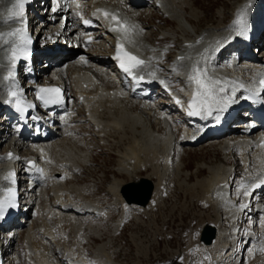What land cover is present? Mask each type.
Masks as SVG:
<instances>
[{
  "label": "bare ground",
  "instance_id": "obj_1",
  "mask_svg": "<svg viewBox=\"0 0 264 264\" xmlns=\"http://www.w3.org/2000/svg\"><path fill=\"white\" fill-rule=\"evenodd\" d=\"M12 1L13 0H0V5L2 7H7V5H9V3H11ZM155 1L161 4L163 10L176 21L177 27L182 32V37L187 43H185L184 46L185 50L182 51L183 56L181 57L183 59H179L181 57H178L176 63L174 64V72L179 74H187L189 76L191 74L192 67L194 65H198L200 68L207 71V74L210 78L220 80L222 82L220 86H224L226 88L225 93H218V96H232L233 93L231 95L228 94L230 85H232L234 88H239L241 85L247 84L250 89H256L257 80L264 79L263 60H243V66L239 65L240 60L236 61L235 59H232L223 67L218 68L214 66V54L211 52L209 53V55L204 54V52L207 51L210 47V49H212V47L214 48L216 46L214 48V52H216L228 42H231V40H240L241 32L247 34L249 29L253 28L254 23L257 21V17L262 15L264 12L263 0H244L242 3L238 4L236 8V16L233 17L232 23H225L226 25H224L223 20H220L218 25H212L200 30L197 29V25H195V23L193 22V18H198V15L195 12L196 10H198L195 0ZM75 2L76 0L70 1V4H73ZM75 9L76 7L70 6L67 11L65 9L61 10L58 17L60 19L65 18L66 21H72L74 18V13L72 12V10ZM118 9L121 10V8ZM140 9L141 8L139 5L136 8L131 9L133 11L132 14H129L128 12L125 14L130 18L131 23L139 26L138 28H135V32L138 35V47L141 48V51L143 53H145V58L147 61H149V64H145V66H143L140 71L143 75L148 76L151 73L156 74V72H159L158 67L156 68L153 65V61L160 55L158 52L149 48L146 44L148 42L145 39L146 36L141 25L143 23L135 17ZM188 9H190V12L188 11ZM89 16L94 18L92 14ZM4 21L5 17L3 18L0 12V28H5L7 26L11 27L14 24L17 27H20L19 22L15 20L9 21L7 23H5ZM31 24V21L28 22V25L31 26ZM99 26L102 31H108L106 33L109 36L108 38H116V35L110 36L113 34V31L110 28V23L107 25V23L103 22ZM73 32L74 31H70L69 28H64V30L62 31V36H70ZM192 32L195 36L190 35V33ZM125 41L127 40L123 39V45ZM10 46L11 44L9 45V47ZM80 51L82 52H79L75 58H70L69 60H67V65L69 68L66 69L65 72L67 73V71H73V74L69 76L70 83L68 84L76 90V94L78 97H85L83 100V104L85 106V110L88 114L89 119L94 123V125L96 127H99L105 135H111L112 137L117 138L119 143L125 142L124 151L120 152V159L117 166V170L119 171V173L125 175L132 174L135 176L137 172L150 166L152 168L151 175L156 178L155 190L152 200L158 202L159 200H161V196L163 194H166V191L169 187L165 183V177L169 175L170 179L176 181V186L180 191L183 192V195H188L191 199L209 205L212 210L213 216L208 215L207 223L217 229L216 240H214L211 245L206 246L207 252L211 254L212 264H238L239 260H235V257L227 261L226 258H224L227 250L231 249L232 252L234 251L235 241L237 240L236 231L239 223L236 217L237 215L241 214L242 209L244 208L243 206L245 205L244 204L239 207L233 206V204H231L227 200V190L229 188V184L227 183H230V174L232 168H227L225 166L216 168L207 167L206 169L208 171L209 177L202 180L197 179L195 183L190 184L189 176L183 173V163L181 159L175 162H173L172 160L174 154L173 150L175 147L182 146L183 148L192 146L190 144V141L194 135V132H191V126L186 125L183 131L179 132V134L172 129L171 125L168 126V133L166 135H161L159 132L160 130H157V133H155L153 125L147 118V116L149 115L148 112H139L137 110V107L134 106L133 107L135 111H131L132 108L130 110L127 108V106H125V101L123 102V100H121V96H123L124 93V88H121V90L112 91V88L109 89V87H107L106 84L103 83L102 75H99V72L101 71L100 69H105V74L112 76L115 72V70L112 69L113 64L108 60L99 64L95 63L93 57H90L89 59L88 56L84 54V49H80ZM49 57V66L46 68L45 72H39L36 74L37 80H39L40 76L45 75L49 71L55 70L62 66L63 59L61 57ZM81 57H83L84 60L87 61L88 65L91 63H95V65L98 67H96L95 69H86V65H80L77 63L74 65L73 61H75V59L79 60L81 59ZM95 65H93V67ZM5 73L6 71H0V95L2 96V98L5 97V89L9 88L13 84H16L11 80L5 81L3 79L4 76H2ZM150 76L152 77L153 81L156 80V76ZM79 78H82V80H79ZM223 80H226L227 83H223ZM60 82L64 86L66 85L65 78H60ZM123 83L124 81H122V85ZM192 84L194 87H196L194 83ZM187 86L189 87V85H183L184 89L182 92L183 95L188 96L183 100L184 103L186 102V105H188L190 98L193 95L192 89L187 88ZM110 91H112V94H110ZM134 94L135 93L131 94V98L135 97ZM144 106L146 107L147 111H152L156 108V106L154 105V107L150 109V106L145 102ZM219 109L220 107H212L210 109L211 114L214 115L218 112ZM105 115H107L108 118H105ZM200 115H204V117H202L200 120H204L205 118L207 119L210 117V115H208L204 111H202ZM45 116L48 117L47 115ZM70 118V112H66L65 118L62 117V113L56 114L52 117V119H59L62 125L64 123L67 125ZM223 134L224 132L217 137H213L210 141L217 142L220 139L224 140L219 144V148L221 149V151L223 150L225 152H229L231 150H235L240 155L242 164L247 167L249 176L252 175L250 174L252 172L250 169L258 171V168L260 166L259 155L264 154V144L262 146L258 144L263 140L259 137V135L262 136V134H260V131H258L257 133H253L247 138L237 137L234 140H227V138L229 137H225V135L227 134L226 136H229L228 132L225 135ZM255 137H257V140L254 139ZM202 140L204 141V139ZM203 143H205V141ZM201 144L202 141H200V144L198 145ZM49 145V143H46L45 149L35 148L33 149V152L38 155H51V148ZM192 147L195 146L193 145ZM15 152L17 153L16 150ZM64 155L65 154H63V156ZM17 156L18 155H15L14 157V160H16L14 162V166L16 167L19 165ZM66 156L67 157H63L62 159L61 155H58L56 161H52L54 162L55 167V170L53 171L54 173H49L48 171L46 174L45 171L47 178L51 182V188L56 202H61V197L59 196V194L65 190L66 194L67 192H83L82 188L72 187L69 189H65L64 179L71 178L73 172L78 168L77 164H75L74 161L77 160L79 161V163H85L86 158L83 155L80 158H76L74 152H72L71 150L66 151ZM160 164H162L163 166L160 167ZM67 165H69L70 167L67 168ZM46 166L48 168L49 163H47ZM56 174L61 175L63 178L57 180L55 178ZM6 175L7 172H4L3 169L0 168V177H5ZM243 183L246 184L245 186H248L251 181L247 179L243 181ZM122 184L123 182H121V180H114L113 183L108 187L109 193L117 202L122 201L119 193ZM2 192L5 193L3 187L1 193ZM67 195L70 198V194ZM257 200L263 201L258 207V210L260 211L258 228L260 230L262 240L251 241V248L248 259L255 256L256 253L263 254V252L260 251V248L264 246V227L260 225V221L261 219H264V190L259 193V198ZM84 202L86 201L83 200L82 204H84ZM72 205L73 208H77L79 211L81 210V207L77 206L75 203H72ZM45 208L47 210V213L51 214L52 210L48 208L46 204L44 209ZM92 208L93 205L91 204V209ZM182 209H186L185 205H182ZM42 211L43 209H40L39 207L35 210V212H37L41 218L40 224L37 226V235H35L33 225L31 224L29 226V231L27 232L25 237L28 249V258L32 262V264H55V260L53 259V255L49 249L51 244L54 246V248H60L59 244H57V239H60V237H55L54 230L48 226L46 219L44 220V218L42 217ZM145 213H148V211H145ZM224 217L228 222H230L227 227L224 226ZM69 224L72 226V228H74L73 223ZM57 226H59V223H57ZM60 230H62V228H60ZM39 234L42 237L39 238L40 242L36 243ZM249 235L251 237H254V234L252 232H250ZM77 244H79L78 240ZM104 246L105 244H102L98 249H102L104 248ZM137 250L138 252H141L143 250V247L137 246ZM101 252L104 256L108 257L105 252ZM230 255L231 253H229V256ZM80 258V264H85L84 261H82V250H80ZM252 264H264V254L261 257H257L256 260L252 262Z\"/></svg>",
  "mask_w": 264,
  "mask_h": 264
},
{
  "label": "rangeland",
  "instance_id": "obj_2",
  "mask_svg": "<svg viewBox=\"0 0 264 264\" xmlns=\"http://www.w3.org/2000/svg\"><path fill=\"white\" fill-rule=\"evenodd\" d=\"M195 1L198 8V10L195 12L198 15V18H193V22L195 25H197V29L200 30L212 25H218L220 20H223L224 25L229 24L233 15L235 14L237 5L242 3L244 0ZM113 2L121 4L120 0H113ZM87 11H89V8H87ZM188 11L190 12V9H188ZM138 12V17L144 23L143 27L148 42L150 43V48L155 44H159L163 36L168 38L159 44V49L162 51L168 50L169 45L172 44L175 46H182V32L178 29L177 24L172 22V18L166 16L168 15L167 13L161 12L160 9H156L152 3L146 7H143V9ZM98 35H100V38L97 44L91 47L88 53L91 57L96 56L98 60H96L94 57L93 60L95 63L99 64L108 60L112 50L110 44L111 40L107 38V36L104 34V31H98ZM163 43H166V45ZM227 60H229V58ZM164 61L166 62V73H169V71H171L173 68L172 64L174 61V54H167V57ZM169 75H172V73ZM103 79L109 82L106 80L107 78H105V76H103ZM109 80L110 82H113V84L110 82L106 83L107 87H114L116 89L120 88L117 86L115 79ZM174 83L175 88L182 92L183 84L176 81ZM125 96L126 95L124 94L122 98L123 102L125 101V106H127V108L130 110L132 108L131 111H135L133 107L135 105V100H130ZM155 103L156 108L154 110H157L156 116L158 117V120H155L153 116L151 117V115L147 116L148 120H150L151 124L153 125L154 132L157 133L156 130H160L159 132L161 135H166L168 133L166 128L167 123L170 120L173 126L172 129L174 128L173 130H176V132L179 134V132L183 130V126H185L182 116L174 111V108L170 106L164 96L156 98ZM140 106L141 107H137V110L139 112H145V110L142 108V104ZM75 112L76 116L71 120L72 123L68 125L67 133H62L61 136L57 137L53 142L54 145H57L63 150H77L79 153H83L86 158H89L87 163L82 166V170L75 174L74 180L67 183L69 186L87 185L88 187H92L93 185H96L97 187H94V189H96L95 197L107 196V203H109L111 198L107 194L106 188L116 178H119L120 180H123L125 183H127L130 180L135 181L140 177L148 176L154 183H156V178L151 175L152 168L150 166L146 167L141 172H137L135 176L131 175V177H127L125 175L119 174L117 172V164L120 152L124 151L125 142L119 143L118 139H114L111 135H106L103 137L97 128L88 122L83 106L77 105ZM105 118H108V116L105 115ZM233 133L229 138H227L228 140H234L236 137H238L237 132H235L236 135ZM221 141L223 142L224 140L220 139L217 142L209 141L194 148H191L192 146L190 148L189 146L183 148L182 146H178V148H176L175 157L173 156V158H175L176 161L181 159L183 163V173L189 176L190 184L195 183L197 179L202 180L209 177L208 171L206 169L207 167L216 168L225 166L227 168L232 167L235 171H237L236 173L238 176L235 177V185H238L239 187L242 185V182L248 176V173L246 172L245 167L242 166L241 159L237 154L235 155L234 151H229L227 153L223 150L221 151L219 148ZM172 161L175 162L174 160ZM162 166L163 165L160 164V167ZM250 174H252V172ZM168 176L169 175L165 177L167 180H165V183L169 187V197L167 196L168 200L165 198L164 206H161L157 213L161 217H158L157 215H153L152 217L156 220L158 225L163 224L167 226L166 228L172 229L175 236L184 238L185 243L188 242L189 239L187 237L189 236L195 241V248H203L204 245L198 240L200 232V230L198 232V229H200V226L203 225V223L208 222V215H212V210L209 205L191 199L188 195H183V192L180 191L176 186V181L170 179V176ZM99 181H101L100 184ZM171 184L172 186H169ZM46 189L50 190L49 186H47ZM103 200H105V198H103ZM182 205H185V210L182 209ZM253 222L254 228L257 230L259 224L258 217H254ZM50 225L53 226V223H50ZM241 225H247L248 228H251L250 224L247 223H240L239 227ZM144 230L146 229H143V231ZM129 231L130 230L127 232ZM20 242L22 241L20 240Z\"/></svg>",
  "mask_w": 264,
  "mask_h": 264
},
{
  "label": "snow or ice",
  "instance_id": "obj_3",
  "mask_svg": "<svg viewBox=\"0 0 264 264\" xmlns=\"http://www.w3.org/2000/svg\"><path fill=\"white\" fill-rule=\"evenodd\" d=\"M28 0H15L12 3L11 7L7 9V16L5 18V23L9 21H17L21 25L20 27L14 28L8 32L0 33V40H3L4 44L11 43L10 48L8 49V55L6 59L10 63V67L7 70V75L3 77L5 81L13 80L15 76V68L17 62L23 58L27 60L30 56L28 45L31 44V39L27 36L26 32V22H25V5ZM80 8V4H76V9ZM56 8H53L52 11H56ZM97 12H100L104 15L105 18H111L115 22V27L112 31H118L122 33L123 39L127 40L128 43H132V40L129 38V34L133 29L138 28V25H129L126 21H121L117 14L109 13L106 10L98 9ZM75 14L80 17L85 25L90 24L88 19H84L80 11H76ZM10 38H15L10 41ZM91 39V38H89ZM115 60L119 62V67L123 72L127 73L130 76H133L134 79L143 80V76H135L134 72L136 69L141 68L145 61L140 59L138 56L130 53L124 47V45L118 41L116 45V55ZM179 59H183L182 57ZM81 60L87 63L83 57ZM150 75L155 76V73ZM189 81L195 84V90L193 92L192 98L188 103L189 115L196 116L200 115L202 111L206 112L208 115H211L212 107H220L221 109L227 107L231 102L232 97L230 96H218V93H225L226 88L220 86L222 82L218 79H212L208 76L205 69L200 68L198 65H194L191 69V74L188 77ZM161 84H164V81H160ZM223 83H227L226 81ZM260 84L264 85V79L260 80ZM9 99L7 103H15L16 108L19 111H24L27 107L31 105L22 104L19 93L16 90V86L13 84L9 87L8 90ZM38 98L43 101L46 105L52 103H58L61 100V89L58 87H43L38 91ZM180 103L179 100L176 101ZM9 159H13L14 156L12 153L8 154ZM15 173L9 172L4 180L15 183L14 180ZM261 186H264V177L260 178L258 182L250 186L243 187V196L251 195L249 188L256 189ZM4 192L6 193L3 199H0V219L4 218V214L8 209L16 207L15 204V190L11 187L5 188ZM243 207H246L244 205ZM260 225L264 227V219H261ZM261 252H264V246L260 248Z\"/></svg>",
  "mask_w": 264,
  "mask_h": 264
},
{
  "label": "water",
  "instance_id": "obj_4",
  "mask_svg": "<svg viewBox=\"0 0 264 264\" xmlns=\"http://www.w3.org/2000/svg\"><path fill=\"white\" fill-rule=\"evenodd\" d=\"M123 196L128 204L146 205L150 199L152 185L146 180H141L138 184H129L123 189ZM215 237V229L206 225L202 234L201 241L210 244Z\"/></svg>",
  "mask_w": 264,
  "mask_h": 264
}]
</instances>
